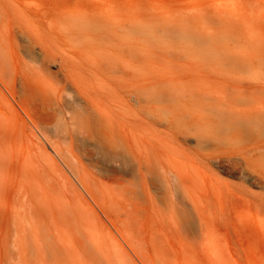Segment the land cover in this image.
Wrapping results in <instances>:
<instances>
[{
    "label": "rangeland",
    "instance_id": "rangeland-1",
    "mask_svg": "<svg viewBox=\"0 0 264 264\" xmlns=\"http://www.w3.org/2000/svg\"><path fill=\"white\" fill-rule=\"evenodd\" d=\"M0 264H264V0H0Z\"/></svg>",
    "mask_w": 264,
    "mask_h": 264
},
{
    "label": "bare ground",
    "instance_id": "bare-ground-1",
    "mask_svg": "<svg viewBox=\"0 0 264 264\" xmlns=\"http://www.w3.org/2000/svg\"><path fill=\"white\" fill-rule=\"evenodd\" d=\"M31 75V74H30ZM32 76V75H31ZM26 80V79H25ZM22 89V88H21ZM67 114V113H66ZM68 115H69V113H68ZM72 115H73V113H72ZM65 119V121H66V125L68 124L69 125V121H70V119H73L74 118V115L73 116H65L64 117ZM82 119V118H81ZM75 120V119H74ZM85 122L89 125V127L90 128H92V125L91 124H94L95 122H93V120L90 118V117H86L85 119ZM102 120V119H101ZM110 120L109 119H107V123H105L104 124V126H103V128L101 129V131H102V134H103V136H105V138H107L108 140L110 139V140H112V137H111V135L112 134H114L115 133V129H114V126H113V124H111L110 122H109ZM72 122V121H71ZM87 124H85L86 126H87ZM71 125V124H70ZM82 125V124H81ZM88 127V126H87ZM42 128V127H41ZM83 128V127H82ZM46 130V129H45ZM84 130L85 131H87V129L86 128H84ZM61 130H59V133H58V131L56 132L57 134H55L54 133V137H56L55 138V143H56V145L58 144H60V146H61V143H62V141H63V135L61 136V132H60ZM43 132V131H42ZM90 132V131H89ZM124 133V132H123ZM44 134V133H43ZM53 134V133H52ZM48 135V134H47ZM66 135V134H65ZM70 135H71V137H72V134L70 133ZM45 136V135H44ZM49 136V135H48ZM47 136V137H48ZM113 137H114V135H113ZM129 138V137H128ZM52 139H54V138H52ZM51 139V141H54V140H52ZM57 139V140H56ZM62 139V140H61ZM66 138H64V140H65ZM127 139V138H126ZM109 140V141H110ZM129 140V139H128ZM112 142V141H111ZM58 145H57V147H58ZM53 146V145H52ZM59 149V148H58ZM70 151V150H69ZM134 153V152H133ZM135 154V153H134ZM135 157V156H134ZM70 161V160H69ZM76 163V162H75ZM79 164V163H78ZM59 169V168H58ZM80 169V168H79ZM82 169V168H81ZM81 169H80V173H81V177H82V180L83 181H87L86 183H87V185H88V183H90L89 185L90 186H92V187H95L96 185L94 184V186L93 185H91V184H93L92 182H91V177H88V174L85 172V170H84V172H83V170L81 171ZM94 180V179H93ZM97 187V186H96ZM90 188V187H89ZM95 189V188H94ZM97 191H95V193H96ZM97 194V193H96ZM95 194V195H96ZM102 194H103V192H102ZM99 195H101V192L99 193ZM107 195V196H106ZM106 195H105V192H104V199L102 200V198L103 197H101L100 196V199L102 200L101 202H104V200H105V202H107V208H108V210H109V212H110V209H112V212H113V209H114V206L113 205H115V196L113 195V194H107L106 193ZM99 197V196H98ZM99 199V198H98ZM114 202V203H113ZM111 205V207H113V208H110V205ZM105 206H106V204H105ZM106 208V207H105ZM107 210V209H106ZM126 212H127V214H126V217H128L129 215H131V214H133V210H125ZM108 212V211H107ZM112 212H111V214H112ZM117 212V209L115 210L114 209V212L113 213H116ZM110 214V213H109ZM116 216V215H115ZM114 216V217H115ZM51 217L55 220V222L56 223H58V218H57V215L55 214V213H52L51 214ZM51 218V219H52ZM205 234L207 235V233L205 232ZM204 240H206V239H204ZM206 242H207V240H206Z\"/></svg>",
    "mask_w": 264,
    "mask_h": 264
}]
</instances>
